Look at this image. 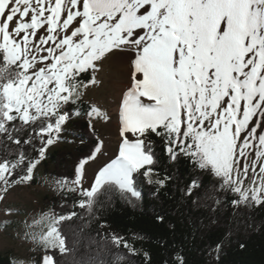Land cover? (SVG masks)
<instances>
[{
	"label": "snow or ice",
	"instance_id": "1",
	"mask_svg": "<svg viewBox=\"0 0 264 264\" xmlns=\"http://www.w3.org/2000/svg\"><path fill=\"white\" fill-rule=\"evenodd\" d=\"M115 51L130 62L118 149L109 157L100 141L76 164L74 179L52 178L57 190L77 194L72 208L92 213L117 191L139 199L140 177L153 183L159 163L155 138L170 161L183 156L210 173L213 193L264 206V0H0V189L33 180L74 117H87L94 131L100 110L82 112L78 103L95 79L81 74ZM98 154L108 159L85 187L86 166ZM201 187L193 175L184 194L198 196ZM72 217L82 219L49 209L24 222V237L43 252L31 264H123L126 255L114 251L121 244L135 254L112 234L90 238L78 255L83 229L71 238L62 231Z\"/></svg>",
	"mask_w": 264,
	"mask_h": 264
},
{
	"label": "trees",
	"instance_id": "2",
	"mask_svg": "<svg viewBox=\"0 0 264 264\" xmlns=\"http://www.w3.org/2000/svg\"><path fill=\"white\" fill-rule=\"evenodd\" d=\"M90 76L86 72L81 74V79L87 82ZM78 107L83 112L90 104L82 100ZM66 132L78 143L46 153L42 170L51 179H74L76 164L98 144L96 133L88 127L87 117H74L68 122ZM155 139L159 163L153 175L154 182L148 183L147 177H140L142 195L139 199L131 198L129 202L118 191L113 192L110 198L101 197L102 206L88 213L78 205L72 208L74 201L79 199L76 193L67 191L57 196H44V202L57 213L66 215L74 210L82 216V219L72 217L62 222V231L70 238L73 231L83 229L78 255L87 251L90 238L100 241L105 235L116 234L135 249V254L123 244L114 249L126 255L123 264H176L177 255L183 258V264H264V206L233 205L231 201L237 198L236 194L213 193L215 179L210 173L194 170L183 156L170 161L158 138ZM3 147L0 145V149ZM193 175L198 176L202 187L198 196L188 197L184 189ZM165 176L171 179L165 180L162 187L155 183L157 178ZM212 195L220 200L219 205L208 199ZM193 200H198V204H193ZM217 244L221 245L218 251ZM0 264L14 262L0 252Z\"/></svg>",
	"mask_w": 264,
	"mask_h": 264
},
{
	"label": "rangeland",
	"instance_id": "3",
	"mask_svg": "<svg viewBox=\"0 0 264 264\" xmlns=\"http://www.w3.org/2000/svg\"><path fill=\"white\" fill-rule=\"evenodd\" d=\"M127 56V52L115 51L102 61L97 62L95 71L89 69L90 80L94 78L95 83L88 84L85 95L82 97V100L87 101L90 107L99 109L102 114L100 117L93 118V126L98 143L103 142L102 151H106L109 157L114 156L117 152L120 140V125H117L115 121L117 114L112 111L114 106L121 103L118 99V81L125 77L130 78V62L127 60V67L125 68L118 63V60L121 57L125 59ZM77 143L78 140L70 137L65 131L63 139L50 146L47 153L56 148H71ZM107 159L108 157L98 154L96 161L89 162L86 166L85 187L91 182L98 166H101ZM33 179L37 182L32 183L30 181L27 184L9 187L7 192L0 189V195L4 196V199L0 200V209H13L9 216H5L0 211V252L7 254L14 264H21V262L31 264L32 261H39L43 252L36 248L31 240L24 237L26 231L24 222L30 223L33 216L51 209L44 202V196H57L67 192L66 188L57 190L53 186L52 179L43 173L42 162L35 171ZM34 248L35 251H33Z\"/></svg>",
	"mask_w": 264,
	"mask_h": 264
},
{
	"label": "bare ground",
	"instance_id": "4",
	"mask_svg": "<svg viewBox=\"0 0 264 264\" xmlns=\"http://www.w3.org/2000/svg\"><path fill=\"white\" fill-rule=\"evenodd\" d=\"M118 63L120 65H122L123 67H127V59H120L118 60ZM129 84H130V78L128 77H125L124 79H122L121 81H118V89H119V92H118V99L119 101L122 100L123 98V94L127 91V88L129 87ZM121 104V103H120ZM120 104H117L116 106L113 107L112 111L115 112L117 114L116 118H115V121H116V124L117 125H120L119 124V119H118V115H119V109H120Z\"/></svg>",
	"mask_w": 264,
	"mask_h": 264
}]
</instances>
